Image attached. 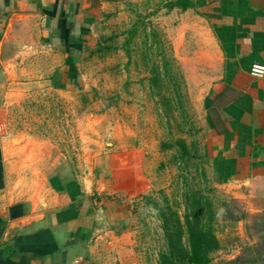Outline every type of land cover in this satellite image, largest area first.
Instances as JSON below:
<instances>
[{"label":"crops","instance_id":"1","mask_svg":"<svg viewBox=\"0 0 264 264\" xmlns=\"http://www.w3.org/2000/svg\"><path fill=\"white\" fill-rule=\"evenodd\" d=\"M190 1L194 8L171 12L203 20L214 53L201 86L206 155L216 180L238 198L252 195L261 211L264 75L252 68L264 67V0ZM110 9L105 0H0V264L122 260L107 237L132 220V200L114 197L127 189L128 161L115 156L99 174L76 172L56 146L12 134L5 124L13 95L83 87L82 56Z\"/></svg>","mask_w":264,"mask_h":264},{"label":"rangeland","instance_id":"2","mask_svg":"<svg viewBox=\"0 0 264 264\" xmlns=\"http://www.w3.org/2000/svg\"><path fill=\"white\" fill-rule=\"evenodd\" d=\"M175 1L105 0L111 11L82 56L83 87L42 86L11 96L7 130L50 142L76 172L99 174L115 156L128 161L127 189L114 197L132 200V220L107 237L110 249L123 254L117 264H159L168 246L150 202L168 204L183 217L190 192L214 205L221 247L211 264H264V204L257 211L252 195L238 198L222 186L205 152L201 86L205 64L213 62L207 25L195 13L165 8ZM175 40H181L178 51ZM164 59L169 74L153 84Z\"/></svg>","mask_w":264,"mask_h":264},{"label":"trees","instance_id":"3","mask_svg":"<svg viewBox=\"0 0 264 264\" xmlns=\"http://www.w3.org/2000/svg\"><path fill=\"white\" fill-rule=\"evenodd\" d=\"M183 10L195 7L190 0L169 2L165 8ZM170 62L164 59L163 73L161 67L154 69L157 78H152L153 84L166 76L170 70ZM167 77V76H166ZM165 77V78H166ZM183 148L186 144L181 142ZM186 151V148H185ZM187 152V151H186ZM168 202V200H167ZM158 214L167 240V251L159 256V264H211L213 255L220 250L221 244L216 230V213L212 200L200 192L185 194V214L167 204L150 202ZM187 238V241L185 239Z\"/></svg>","mask_w":264,"mask_h":264},{"label":"built area","instance_id":"4","mask_svg":"<svg viewBox=\"0 0 264 264\" xmlns=\"http://www.w3.org/2000/svg\"><path fill=\"white\" fill-rule=\"evenodd\" d=\"M252 74L255 77H261L264 75V67L263 66H254L252 68Z\"/></svg>","mask_w":264,"mask_h":264}]
</instances>
